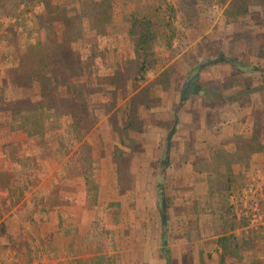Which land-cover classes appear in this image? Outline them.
I'll use <instances>...</instances> for the list:
<instances>
[{
  "label": "rangeland",
  "instance_id": "374dc122",
  "mask_svg": "<svg viewBox=\"0 0 264 264\" xmlns=\"http://www.w3.org/2000/svg\"><path fill=\"white\" fill-rule=\"evenodd\" d=\"M106 1L0 0V53L5 42L13 43L21 55L20 77L33 75L35 68L44 64L48 67L43 73V79L48 78L46 82L35 77L21 80L27 82L25 88L28 90L22 91L24 101L19 104L35 110L33 115L38 114L46 122L33 125L34 116L31 121L26 117V122L21 117L18 119L23 121L20 128H28L42 136V139L35 136V219L27 220L35 231L34 257L32 252H24L19 260L24 258L23 264H81L78 255L85 256L89 249H106L105 227L109 222L98 213L87 215L75 199L69 201V191L65 187L74 177L84 176L81 175L84 173L93 183L102 177L101 184H106L110 189L107 193L110 192L112 183L106 176L117 172L123 179V164L138 156L144 158L136 154L141 149L134 154L135 147L143 146L135 143L137 137L124 135L127 100L122 101V98L130 96L136 103V111V107H141L150 97L153 84L176 89L175 83L181 81L182 84L194 64L199 86H204L205 81L218 82L220 87L229 86L227 94L238 88V105L233 108L237 120L232 130L248 127L251 132L250 137L244 139L246 143L241 144L237 162L230 170L232 174L217 172L213 177L220 188L227 185L225 181L232 186L228 226L235 225L231 231H236L239 239V246L234 254L226 256L224 264H264V154L248 151L245 147L253 136L258 142L264 141V106H260V101L256 104L255 97L253 104L247 106L250 98L245 93L251 89L257 91L259 97L264 95V2L252 5L250 14H242L245 0L223 3L218 0ZM166 1L176 10L178 38L174 39L170 50L163 46L155 48L156 61L153 60L146 79L142 80L136 77L138 58L128 28L133 20L145 14L159 20V15L169 11ZM104 13H107V22H103ZM18 40L24 43L21 49L17 46ZM33 44L40 45L36 52L29 47ZM221 54H224L225 64H216L215 68L196 67L202 62H218ZM50 60L53 61L50 63ZM232 60L236 62L231 63ZM34 63L32 71L30 66ZM247 63H261L263 69L252 73L224 69L225 65L247 68ZM173 73L178 78L175 83ZM51 74H56L59 81L56 82ZM2 77L0 75V82ZM11 82L16 83L14 76ZM262 82L263 88H260ZM140 87L143 89L139 91ZM68 100L76 101V111L74 106L70 108ZM33 104L34 108L30 107ZM79 104H84L88 111L85 119L78 114ZM104 119L121 144L113 153H109L103 124L97 126ZM133 129L135 135L145 138V132ZM31 163L30 158L25 161L26 165ZM115 164L121 169L112 170ZM28 173L31 176L32 171ZM89 198L93 200L94 197L89 195ZM206 205L204 202V206H200L205 208ZM26 238L23 241L29 242L31 236ZM5 257L7 253L4 260ZM215 257L218 264H223L219 254Z\"/></svg>",
  "mask_w": 264,
  "mask_h": 264
},
{
  "label": "crops",
  "instance_id": "0c3cea01",
  "mask_svg": "<svg viewBox=\"0 0 264 264\" xmlns=\"http://www.w3.org/2000/svg\"><path fill=\"white\" fill-rule=\"evenodd\" d=\"M23 44L18 40V48L21 49ZM225 55L230 56L226 52ZM20 57L13 43L5 42V48L0 53V75L3 76L0 82V264H17V261L23 264L24 258L20 261L19 256L32 252L33 258L35 251V231L27 220L35 219V136L39 139L42 136L40 133L35 135L28 128H20L23 121H18L21 117L26 122V117L30 120L35 113V110L20 105L24 101L22 91L28 90L25 88L27 82L21 81L19 76ZM221 63L225 64L215 61L208 66L215 68L216 64ZM250 65L263 67L261 63ZM192 67L194 70V65ZM224 69L243 71L244 68L225 65ZM11 76L15 77L16 83L11 82ZM172 78L175 83L176 74L173 73ZM184 79L182 84L181 81L175 83L178 86L176 89L153 84L150 99L143 101L141 107L137 106L136 111V103L130 96L124 95L125 98H122V101L127 100L126 104L123 102L127 112L124 135L137 137L135 143L143 146L135 147L134 154L141 149L136 154L144 158L138 156L132 162L123 164V179L118 177L117 172L106 176L115 189L111 187L107 193L110 189L106 184H101L102 177L96 178L93 183L84 173L81 175L85 177L76 176L65 187L69 191V201L75 199L83 212H88L87 215L96 216L98 213L109 222L105 227L106 249H89L85 256L78 255L81 264H201L202 250L204 255L214 253L213 258L205 256L207 264H218L215 256L219 253L215 252V246L210 241L217 238L222 230L214 227L215 211L206 215L200 205L204 206L205 201L213 204L222 202L224 198L216 193L210 197L209 184L219 183L213 177L206 178V175L212 171L215 175L217 172L225 174L228 170L225 162L229 161L225 150H229L228 146L241 147L251 132L248 127L232 130L233 122L237 120L233 108L238 105V88H233L234 91L227 94V85L220 87L218 82L205 81L204 86H199L200 83L196 81L199 92L183 100L181 90L186 85V77ZM260 86L263 88V82ZM140 88L139 91L143 89ZM249 92L252 91L248 89L245 92L250 98L247 106L253 104L252 98L255 97L256 104L260 101L263 107L264 95L260 93L262 96L259 97L257 91ZM68 101L70 108L74 106L76 111V101ZM34 105L30 107L34 108ZM79 105L78 114L85 119L88 111L84 104ZM31 120L33 125L46 122L38 114ZM101 124L105 129L109 153H113L115 147L121 148L119 138L109 130L106 119L99 121L97 126ZM133 128L145 132V138L135 135L131 131ZM25 148L28 149L23 150ZM218 153L223 158L217 161L224 164L214 163L213 155ZM29 158L32 163L26 165L25 161ZM120 169L117 164L112 168L116 171ZM29 170L32 171L31 176L27 174ZM161 184L169 188L164 198L168 209L164 212L158 206ZM225 184L229 185L227 181ZM89 195L94 197L93 200ZM227 231L228 234H237L230 229ZM189 234L190 238L187 237ZM28 236H31L29 242L23 241Z\"/></svg>",
  "mask_w": 264,
  "mask_h": 264
},
{
  "label": "trees",
  "instance_id": "16d2710c",
  "mask_svg": "<svg viewBox=\"0 0 264 264\" xmlns=\"http://www.w3.org/2000/svg\"><path fill=\"white\" fill-rule=\"evenodd\" d=\"M109 1L111 2L112 0H107L106 3H109ZM218 1L223 3L226 0H218ZM263 2L264 0H245L244 2L245 7L242 9L241 13L250 14V12H252L250 8L252 7V5L263 4ZM166 5L169 6L168 8L169 11L166 10L165 15L162 12L163 16L161 17L158 14L159 20H156L155 18H153V16H150L149 14H145L142 16L141 19L133 20V22L129 25L128 33H130V35L132 36V39H133L132 45L134 48V52L138 58L136 77H139V79H142V80L146 79V75H147L149 67H151L154 61H156L155 60V48L159 46H163L164 48H167L168 50H170L172 48L174 39L178 38L179 31H178V26L175 22V19L177 18L176 10L174 9L172 3L166 1ZM107 8L108 6H106V12H107ZM168 12L170 14H169V17L167 18L166 15ZM98 18H101V17H98ZM103 22H107V13H104ZM29 47H31V51L35 50L36 52L40 48V45L34 46L33 44V46H29ZM52 61L53 60H50V63ZM41 62H43V59L41 60ZM218 62H223V63L226 62L224 58V54H221ZM234 62L236 61L234 60L231 61V63H234ZM209 64L210 63L208 62H202L200 64L198 63V67L200 69V68H203V66H208ZM34 65L36 66V64L34 63L30 67L32 68ZM192 66H190L189 71L186 75V85L181 90V93L183 94L182 95L183 100L187 99L191 94L199 92V86L196 83L197 79H196L195 70L191 69ZM240 66L241 68L244 67V65H240ZM246 66L247 68H244L243 71L254 72V71H262L263 69V68H260V66H252L250 64H247ZM47 68L48 67L45 66L44 64L43 66L39 68H35V73L33 75L31 73L25 74V75H22L20 79L21 80L22 79H32L33 77H35L37 79L42 80L43 82H46L48 78L43 79V73ZM31 70L33 71L34 68H32ZM263 74H264V70H263ZM51 75H52V78H55L56 82L59 81L58 76L56 74H51ZM53 82L54 80L52 81V83ZM249 91H251V89H249ZM258 121H260V119L256 120V122ZM139 130L141 129L139 128ZM255 132H258V128L257 130L255 129ZM248 144L249 145L245 146L248 151H251V152L258 151L264 154V141L258 142L256 139V136H253L252 141H250V143ZM228 147H229V150H225V154L227 155L226 157H229V161L225 162V165L228 167L227 174L230 175L232 174L230 173V170L233 169L232 167L237 162L236 156L241 151V147H238V146H235V147L228 146ZM213 157L215 158L214 159L215 164H221V163L224 164V162L217 161L220 157H221V160L223 158V155L221 156L220 153H218L217 155L214 154ZM212 173L213 171L210 172V175L206 176V178L213 179L212 177H214L215 174H212ZM221 177H223V175ZM231 189H232V186L230 185L220 188V184L213 185L212 183H210L209 184L210 197H213L214 193L222 194L224 201L222 202L216 201V203L214 202V204L213 202L211 203V202L205 201V203L207 202V205L205 206V208H201L204 214L212 213L213 211H215L216 217L214 218V222H213L214 227L216 228L217 226V229L221 228L222 233L218 234L219 236H217V238L215 239H212L211 241L210 239L209 240L205 239L204 241H210L214 244L215 246L214 250L217 254L219 253L220 263H223V264H224L226 256L234 254V252L237 249L236 247L239 246L238 236L235 233L228 234L229 232L227 231L228 229L230 230L235 229L234 224L231 226H228V224H230L228 214H229V211H231L232 209V203H233V202H230V197H231L230 192H232ZM168 192H169V188L161 184V187L159 188L160 197H159V203H158L159 210H161V212H164L166 211V209H168V206L164 204V198ZM244 197L247 199L246 196ZM200 223L206 224V222H200ZM187 237L190 238V234ZM200 253H201V264H207L205 256H207L209 259L213 258L214 256L213 252L211 254L207 253L204 255L203 254L204 250L200 251Z\"/></svg>",
  "mask_w": 264,
  "mask_h": 264
}]
</instances>
